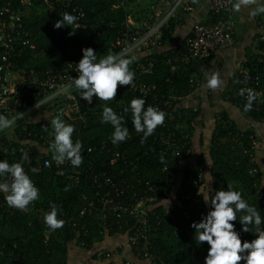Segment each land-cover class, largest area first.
Returning a JSON list of instances; mask_svg holds the SVG:
<instances>
[{"label": "trees", "instance_id": "obj_1", "mask_svg": "<svg viewBox=\"0 0 264 264\" xmlns=\"http://www.w3.org/2000/svg\"><path fill=\"white\" fill-rule=\"evenodd\" d=\"M71 1L73 5L81 8L84 15L77 19L72 27L65 25L60 29L54 27L55 22L60 20L65 12L74 15L71 9L57 7L56 11H50L38 2L29 7H20L19 10L23 13L22 23L29 33L34 49L19 47L13 55V60H16L13 61L14 69H34L44 76L49 69L60 70L68 61H79L82 58L81 49L86 47H92L98 58L109 51L116 53L118 47L114 46V43L126 31L129 19L141 22L139 24L153 23L156 19L154 10L150 9V3L144 5L145 0H125L122 4L117 3V0ZM155 1L152 0V4H155ZM6 2H9L11 7L18 8L17 0H0V5ZM209 14V22H212L214 17L210 12ZM173 26L170 17L161 27L159 44L144 52L147 60H144L143 54L135 55L137 60L130 66L131 70L136 72L135 67L139 62H152L151 71L141 75L142 82L149 87L146 96L128 87L119 86L115 101L106 104L93 97L92 103L88 104L74 90L83 117L76 120H68L64 116L61 118L75 126L73 141L79 139L83 144L82 148L106 144V151L96 148L90 153L89 159L93 161L94 169L105 170L118 178H129L135 188H141L145 181L154 182L159 186L161 192L154 202V215L151 216L149 233L151 251L160 259L159 264H205L209 245L206 242L201 245L196 243L193 238L195 230L190 225L194 221L199 222L202 215H206L210 210V205H205L197 194L198 189L207 190L205 186L209 180V186L214 190H228L227 184H231L234 190L241 191L242 197L249 205L256 206L264 219V182L254 157L255 148L250 147L252 140L259 139V136L253 128H239L228 113L221 110L214 116L206 154L200 152L195 158L185 154L178 158L169 153H162L159 141L153 143L154 137L165 132V127H171L178 137L187 136V139H182L185 142L184 149H190V136L194 128L192 124L199 115V109L186 108L180 105V100L197 84L196 67L209 59L193 64L179 61L181 54L186 53L185 42L177 48L165 49L164 46L171 39ZM73 31L75 34L69 36V32ZM257 48L264 49V43ZM257 56L254 52L247 54L245 65H256ZM258 67L264 65L259 64ZM240 85L241 78L235 74L230 85L222 91L221 98L236 105L251 121L264 126V94L254 101L251 111L245 112L246 99L239 93ZM260 85L264 89V80ZM133 98L145 99V109L154 106L166 113L165 125L158 127L144 142H141L143 134L137 133L133 128L131 111H124ZM35 100V97H31L27 104ZM166 100L170 101L169 105L164 104ZM105 106L123 116L125 126L129 129V138L118 145H113L110 140L114 131L112 125L101 122ZM171 115L173 119L170 118ZM54 116L52 112L48 118L39 121L27 120L23 124L24 129L22 125H15L9 133H0V151L3 153L0 161L6 160L10 164L22 162L25 172L40 191L39 200L25 210L9 207L4 194L0 193V264H68L70 242L73 241L89 250L106 235L120 233L114 223L107 228L94 217L80 214L84 201L82 196L90 198L96 190L92 181L84 175H81L80 181L76 183L73 178H68L67 174L57 173V168L69 172V167L68 161L59 165L52 161L50 144L53 136L50 121ZM46 120L49 122L43 126L42 123ZM27 131H31V134L25 135ZM9 144L29 147L32 151L30 161L23 159L24 156L17 151L10 155L6 150ZM151 147L154 149L151 150ZM107 149L121 154L113 164H110L112 153ZM161 154L164 157L163 162L160 159ZM40 157L51 161V166L42 165L38 168L37 162H43ZM81 165L86 167L84 159ZM198 168L202 169L203 177L196 187L190 178L197 175ZM32 169L36 171L33 172ZM253 169L256 170L255 173H251ZM3 179L0 177V180ZM66 187L68 191H65ZM166 191L167 195H164ZM186 195L189 197L184 200ZM211 195H214V192ZM52 204L58 208V218L65 221L63 228L55 231L50 230L43 219L44 214L51 210ZM185 205L189 216L179 217L178 212L184 209ZM241 215L242 213H237V221L234 222L238 232L241 229ZM69 218L75 222L74 226L68 224ZM81 226H84L86 232L80 229ZM240 236L242 242H250L255 238L251 233L240 232ZM241 264L246 262L241 261Z\"/></svg>", "mask_w": 264, "mask_h": 264}, {"label": "built area", "instance_id": "obj_2", "mask_svg": "<svg viewBox=\"0 0 264 264\" xmlns=\"http://www.w3.org/2000/svg\"><path fill=\"white\" fill-rule=\"evenodd\" d=\"M18 8L11 7L9 2L0 5V114L9 118L16 117L15 125H22L27 117L38 110L44 104L51 107L54 115L62 114L68 120L81 119L83 117L80 111V105L74 95V88L70 87L72 77H77L76 63L78 61H68L67 65L60 70L49 69L44 76L40 75L34 69L17 68L13 66V55L17 53L19 47H29L34 49V44L31 42L29 33L22 23L21 8L29 7L34 2L45 5L50 11H56L57 7L71 9V12L77 19L83 17L84 13L76 5H73L71 0H17ZM125 0H117V3L122 4ZM141 1V0H134ZM161 6L159 11L163 18L154 21L153 23L144 22L135 24L131 19L128 20L126 31L119 36L114 46L118 47L116 54L123 56L143 54L147 49H150L159 44L161 39V27L172 16L177 7L183 10L191 11L193 6L188 3H181L177 0L171 4L170 0H156ZM117 4V6L119 5ZM233 4L234 0H209V12L214 17L212 22L200 23L193 25L190 33L186 36L185 48L186 53H182L179 61L184 64L201 62L212 56L215 50L233 40L235 33V22L233 19ZM81 27L80 25H76ZM260 32L255 37V48L253 51L257 56L256 65L250 67L241 63L238 67L236 76L241 78V89H252L260 98L264 94V89L261 87V82L264 80V49H258V45L264 43V22L258 25ZM146 56V55H145ZM152 62H139L135 67V79L132 86H125L132 91H137L144 96L147 95L149 87L142 82L141 75L151 71ZM72 72H74L72 74ZM192 83V81H191ZM193 85V84H192ZM196 86V85H195ZM243 96L247 99V92ZM35 97V102L27 104V100ZM47 102V103H46ZM164 104H170L166 100ZM21 113L23 114L21 116ZM173 119V115L170 117ZM50 120V119H49ZM49 120L42 124L45 126ZM165 124H163L164 126ZM165 132L160 133L158 137H154L153 143L159 141L162 153H169L172 156L182 158L185 154H189V150L184 149L185 142L182 139H187V136L178 137L176 132L171 127H165ZM2 133V132H1ZM31 131H27L25 135H30ZM187 141V140H186ZM256 140H252L251 148H255ZM7 152L13 155L16 151L21 153L26 161H30L32 151L29 147H16L12 144L7 145ZM105 143L99 147L82 148L81 155L86 162V167L83 168L72 166L68 162V170L57 168L58 174H67L68 178H73L76 183L80 181V176L84 175L92 181V185L96 193L92 197H83V206L80 209V214H88L95 219L101 221L105 227L117 225L120 233L127 236L128 244L131 246L134 254L147 262V264H159L160 259L155 257L151 251V243L149 233L151 231V216L154 215L155 201L159 197L161 190L156 183L145 181L143 186L135 188V185L129 178H118L110 175L105 170H96L93 168V161L89 159L90 153L96 148L99 151H106ZM151 150L154 148L151 147ZM110 164H113L121 155L118 151H111ZM3 156L0 151V157ZM43 162L38 161L37 166H46L45 162L49 161L40 157ZM255 169L251 173H255ZM122 173L120 170L119 174ZM203 172L198 168V173L195 177L190 178L194 186H198L202 181ZM139 184L140 181H138ZM166 191L164 195H167ZM188 195L184 196V200L188 199ZM171 202V200H169ZM179 217H188V209L185 205L184 209L178 212ZM69 218L68 224L74 226L75 222ZM85 230L84 226H81ZM83 245V243H81ZM118 251V248H97L95 255L100 259H111ZM110 264V263H106Z\"/></svg>", "mask_w": 264, "mask_h": 264}, {"label": "clouds", "instance_id": "obj_3", "mask_svg": "<svg viewBox=\"0 0 264 264\" xmlns=\"http://www.w3.org/2000/svg\"><path fill=\"white\" fill-rule=\"evenodd\" d=\"M195 3L196 0H193ZM255 5V7H251ZM242 8L249 9V15L255 17L264 14V2L261 0H235L233 10L240 12ZM77 22V17L67 12L54 24L56 29L67 25L71 26ZM79 27V26H77ZM69 32V36L74 35ZM82 58L76 63L77 77H72L70 87L79 93L81 99L91 104L93 97L106 104L116 99L119 86H132L135 72L131 65L137 60V56H123L109 51L106 55L98 58L92 47L81 49ZM222 81L219 75L213 72L208 80L207 86L215 90L220 87ZM247 92L244 111L252 110L257 94L252 89H241L240 95ZM145 99L133 98L128 108L131 111V121L134 130L142 133L141 142L155 133V130L165 122L166 113L154 106L145 109ZM23 114L21 113V116ZM48 118V113L45 114ZM62 114L55 115L50 123L52 127L53 140L50 144L52 161L57 165L68 161L72 166L79 167L83 163L81 150L82 142L77 139L73 141L75 126L66 123ZM16 117L9 118L0 114V132L12 129L16 124ZM102 123H110L114 129L110 140L113 145H118L129 138V129L125 126L123 116L117 115L111 107L105 106L102 110ZM47 130V129H45ZM23 159H27L24 157ZM163 162V154L160 156ZM51 166V161L45 162ZM33 172L36 169H32ZM0 193L9 207L25 210L28 206L40 198V191L34 185L30 176L25 172L22 162L9 163L0 161ZM206 184V191L198 189V195L205 205H210L206 215H202L199 222H193L190 226L195 230L193 238L197 244L207 243L209 245L205 264H264V219L256 206H251L242 197L241 191L234 190L231 184H227L228 190L212 189ZM68 187L65 191H68ZM214 192V195L211 193ZM50 211L43 216L45 225L52 231L63 228L65 221L58 218V208L50 205ZM237 213L241 225L240 232L251 233L254 239L250 242H242L240 232L235 228Z\"/></svg>", "mask_w": 264, "mask_h": 264}, {"label": "crops", "instance_id": "obj_4", "mask_svg": "<svg viewBox=\"0 0 264 264\" xmlns=\"http://www.w3.org/2000/svg\"><path fill=\"white\" fill-rule=\"evenodd\" d=\"M177 0H170L174 4ZM144 5L150 3V9L155 12V20L163 18L159 11L160 4L152 0L143 1ZM264 2V0H261ZM181 3H188L193 6V10L186 11L181 7H177L171 16L173 22V31L165 49L177 48L184 42L186 36L190 33L193 25L197 22L207 23L210 20L209 0H181ZM235 3V0H234ZM255 7V5L251 6ZM233 19L235 22V33L230 43L218 47L206 62L200 63L196 67L198 77L197 84L191 92L180 100V105L186 108L193 107L199 109V115L193 122V131L190 136L189 155L195 158L200 152L205 154L208 151V143L210 141L211 132L214 124V116L218 111L224 110L228 113L233 122L242 129L253 128L259 139L256 140L254 157L259 166L262 181L264 182V126L261 123L251 121L245 116L239 108L221 98L222 91L228 87L237 72L238 67L243 63L247 54L252 53L255 48V37L260 32L258 25L264 22V14L251 17L249 9L242 8L240 12L233 10ZM132 21V20H130ZM139 25L141 22L132 21ZM219 75L222 84L215 90L207 86V80L213 73ZM46 105H42L38 110L32 112L27 120L39 121L50 115L49 110L43 109ZM7 130L4 133H9ZM264 185V184H263ZM97 248H118V251L111 259H100L95 255ZM145 264L141 258H138L127 241L124 233H115L106 235L98 244H94L89 250L84 249L75 242L68 245V264Z\"/></svg>", "mask_w": 264, "mask_h": 264}, {"label": "rangeland", "instance_id": "obj_5", "mask_svg": "<svg viewBox=\"0 0 264 264\" xmlns=\"http://www.w3.org/2000/svg\"><path fill=\"white\" fill-rule=\"evenodd\" d=\"M156 22V21H155ZM47 103V102H46ZM44 105H46L43 109H46V110H49V112H52V110H51V107L48 105V103L47 104H44ZM50 107V108H49ZM1 133V132H0Z\"/></svg>", "mask_w": 264, "mask_h": 264}]
</instances>
